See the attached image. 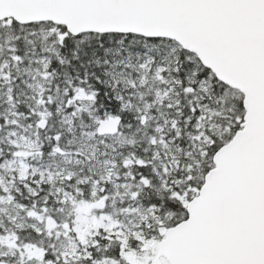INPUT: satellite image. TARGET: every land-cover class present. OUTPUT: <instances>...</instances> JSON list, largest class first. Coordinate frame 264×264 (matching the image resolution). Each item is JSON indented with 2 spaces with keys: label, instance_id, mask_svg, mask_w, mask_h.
Returning a JSON list of instances; mask_svg holds the SVG:
<instances>
[{
  "label": "snow or ice",
  "instance_id": "6c2138e0",
  "mask_svg": "<svg viewBox=\"0 0 264 264\" xmlns=\"http://www.w3.org/2000/svg\"><path fill=\"white\" fill-rule=\"evenodd\" d=\"M0 264H264V0H0Z\"/></svg>",
  "mask_w": 264,
  "mask_h": 264
}]
</instances>
